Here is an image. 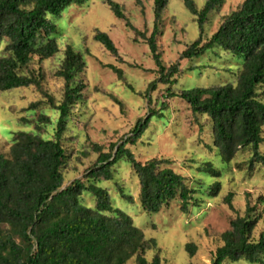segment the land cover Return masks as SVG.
<instances>
[{
	"label": "trees",
	"instance_id": "1",
	"mask_svg": "<svg viewBox=\"0 0 264 264\" xmlns=\"http://www.w3.org/2000/svg\"><path fill=\"white\" fill-rule=\"evenodd\" d=\"M181 1L198 23L199 37L180 54V60L197 59L220 49L240 59V66L234 82L179 93L170 90L169 96L184 100L194 116L210 120L213 145L223 161L230 163L239 151L251 148L250 169L255 164L264 168V155L260 151L264 143V0H244L223 17L207 41H203V36L209 16L219 12L226 0H205L202 9L194 0ZM85 2L0 0V92L34 87L59 113L54 139L41 137L43 127L52 122L41 112L34 124L37 133H16L9 153L0 154V264H127L134 257L137 264H162L159 255L151 262L146 258L148 251L157 249L156 240L146 239L131 217L114 208L109 189L98 185L99 181L113 179L115 165L123 158L139 177V201L144 212L158 214L175 200L180 201L184 214L196 206L193 200L199 189L189 187L187 178L169 167L170 160L154 158L141 163L127 148L128 144L137 143L149 125L150 116L137 123L131 138L119 146L112 145L111 153H104L94 145L93 150L99 153L94 166L65 185L64 169L69 156L62 140L71 114L85 102L86 59L83 52L66 46L55 73L65 82L63 100L58 105L43 92L44 76L36 73L31 63L35 56L47 60L60 53L55 37L58 27L51 18H59L71 6H82ZM105 3L133 31L136 42L142 39L149 45L159 78L149 84L147 93L156 90L158 83L175 84L179 66L166 67L157 44L169 0H153L154 28L149 37L132 25L121 4L115 0ZM94 39L117 61L121 60L108 34L95 29ZM105 66L124 80L122 69L111 64ZM43 102H33L28 109L37 110ZM23 122L31 124L27 119ZM203 167L209 168L207 171L213 177L221 176L211 164ZM118 190L122 198L131 199L119 185ZM207 190L215 197L221 183L215 182ZM84 192L94 197L93 208L84 205ZM232 198V194L227 197L231 208ZM252 212L254 209L248 205L246 216L231 221L230 229L221 235L223 245L217 248L212 264L241 260L264 264V234L257 241L252 239L261 217H251ZM187 250L193 255L196 246L189 244Z\"/></svg>",
	"mask_w": 264,
	"mask_h": 264
},
{
	"label": "rangeland",
	"instance_id": "2",
	"mask_svg": "<svg viewBox=\"0 0 264 264\" xmlns=\"http://www.w3.org/2000/svg\"><path fill=\"white\" fill-rule=\"evenodd\" d=\"M115 1L124 7L132 25L149 37L154 28L153 0ZM194 1L199 9L205 5V0ZM105 2L86 0L82 6H71L61 17L51 18L58 27L55 37L60 53L47 60L35 56L31 63V68L44 76L43 92L53 97L58 105L63 100L65 82L55 73L64 58L66 46L83 52L86 59L83 74L87 85L85 102L71 114L62 140L69 156L64 169L65 185L81 178L94 166L99 157L97 150H93L94 145L104 153H111L112 145L119 146L131 138L137 123L150 116L149 125L137 143L128 144L127 148L141 163L154 158L170 160L169 167L186 177L189 187L199 189L193 200L196 206L184 214L180 210V201L175 200L158 214L144 212L139 201V177L126 158L115 165L112 180L98 182L99 186L109 189L114 208L131 217L146 239L156 240L157 249L147 252V260L151 262L155 255H159L162 264H212L217 248L223 245L221 235L230 229L232 220L247 215L248 205L254 209L251 217H261L252 236L257 241L264 234V168L255 164L250 169L251 148L239 151L230 163L223 161L213 145L210 120L202 115L194 116L184 100L169 96L170 90L179 93L234 82L240 59L215 49L197 59L180 60V54L199 37V26L181 0H169L157 44L166 67L178 64L179 73L174 77L177 82L158 83L156 90L147 93L149 84L159 78L149 45L142 39L136 42L133 31ZM243 2L226 0L219 12L211 14L205 25L203 41L209 40L223 17ZM95 29L110 36L118 49L120 61L95 41ZM108 64L122 69L124 80L118 79L105 66ZM45 99L44 94L34 87L0 92V154L9 153L16 133H37L34 124L41 112L52 120L43 127L41 137L54 139L59 113ZM40 100L44 102L37 110L28 109L31 103ZM23 119L31 124L24 123ZM260 151L264 155V143ZM208 163L220 171V177H213L207 171L209 168L203 167ZM215 182L221 183V190L217 196L211 197L207 189ZM118 185L131 199L121 197ZM200 185L204 187L200 188ZM230 194L233 195V208L227 202ZM83 200L85 206L94 207L95 199L88 192L83 193ZM189 244L196 246L193 255L187 250ZM127 264H137L136 258ZM225 264L255 263L241 260Z\"/></svg>",
	"mask_w": 264,
	"mask_h": 264
}]
</instances>
